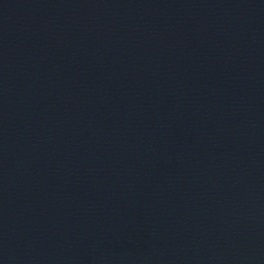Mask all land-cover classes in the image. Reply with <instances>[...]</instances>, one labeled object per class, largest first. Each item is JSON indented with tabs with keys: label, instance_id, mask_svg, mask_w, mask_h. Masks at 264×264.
Listing matches in <instances>:
<instances>
[{
	"label": "water",
	"instance_id": "1",
	"mask_svg": "<svg viewBox=\"0 0 264 264\" xmlns=\"http://www.w3.org/2000/svg\"><path fill=\"white\" fill-rule=\"evenodd\" d=\"M55 264H264V0H70Z\"/></svg>",
	"mask_w": 264,
	"mask_h": 264
}]
</instances>
